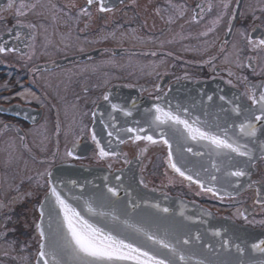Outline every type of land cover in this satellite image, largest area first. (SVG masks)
<instances>
[{
    "label": "flooded vegetation",
    "instance_id": "obj_1",
    "mask_svg": "<svg viewBox=\"0 0 264 264\" xmlns=\"http://www.w3.org/2000/svg\"><path fill=\"white\" fill-rule=\"evenodd\" d=\"M9 3L0 0V264H37L40 207L66 163L134 166L143 188L250 229L264 250V0ZM234 101L240 109H220ZM157 106L202 108L201 123H214L198 128L248 153L211 143L233 156L230 192L181 176L166 137L136 139L137 108ZM157 154L165 166L155 182Z\"/></svg>",
    "mask_w": 264,
    "mask_h": 264
},
{
    "label": "water",
    "instance_id": "obj_2",
    "mask_svg": "<svg viewBox=\"0 0 264 264\" xmlns=\"http://www.w3.org/2000/svg\"><path fill=\"white\" fill-rule=\"evenodd\" d=\"M160 108L190 124L197 121L196 127L214 123L208 119L201 123L197 112L202 108ZM155 109L137 108V135L166 137L172 144V160L177 168L208 188L230 192L233 156L219 154L208 140L188 139L183 125L155 121ZM220 109L230 112L240 106L234 101ZM51 183V189L55 187L84 219L164 264H264L263 246L255 242L257 233L219 219L200 205L143 188L134 166L111 172L101 167L66 163L52 171ZM51 189L41 204L45 209L43 227L56 233L62 213ZM89 206L92 212L88 211ZM49 214L51 230L48 229ZM44 259L52 264L51 257L42 259L38 254L37 262L44 264ZM57 259L62 264H75L62 253ZM139 259L145 258L140 256ZM117 264H136V261H118Z\"/></svg>",
    "mask_w": 264,
    "mask_h": 264
},
{
    "label": "snow or ice",
    "instance_id": "obj_3",
    "mask_svg": "<svg viewBox=\"0 0 264 264\" xmlns=\"http://www.w3.org/2000/svg\"><path fill=\"white\" fill-rule=\"evenodd\" d=\"M88 2L92 3V0H88ZM8 6L9 8L13 6L11 0ZM20 7L22 8L24 5L21 4ZM100 10L107 11L108 9L101 6ZM17 14L22 15L23 13L18 11ZM259 44L264 45V40H260ZM2 51H4V49L0 48V52ZM104 99L108 100L109 97L106 95ZM260 101H264V95H261ZM261 106L264 107V104ZM113 107H115V105H113ZM155 111L157 113L155 121H159L163 124H167L171 121L176 125H183L192 140H208L217 148H227L240 155H248V153L242 152L239 146H234L224 139L202 131L198 127H194L188 120L181 119L179 115H175L171 111L165 112L159 106L156 107ZM241 130H243V126H241ZM129 131H131V129H129ZM250 134H254V132ZM109 135H111V133H109ZM93 139H95V135H93ZM136 139H146L155 143L151 136H137ZM164 143H167V141L165 140ZM69 155H71V153H69ZM99 155L104 157L107 156L108 153L101 148ZM171 167L179 172L181 176L185 175L174 163ZM233 175L241 176L244 175V173L235 172ZM187 179L192 180V177L188 176ZM197 183H199V181H197ZM201 187H203V185H201ZM109 191L115 194L113 189H109ZM207 191H212V189L208 188ZM51 195L55 197V202L59 206L62 218L60 219L59 228L56 233L46 231L43 227L45 209L41 206V223L36 225L39 235L42 238L39 252L40 258L51 257L52 264H62V262L57 259V255L62 253L68 256L71 261H74L75 264H117L118 261L128 260H135L136 264H164L163 261L157 260L155 257H150L147 252H141L139 248L125 243L124 240L113 236L110 232H106L103 228L84 219L72 205L60 196L55 187L51 189ZM88 211L92 212L93 209L89 206ZM51 228L52 224L49 214L48 229L51 230ZM164 246L168 247L166 244ZM140 256H143L145 259H139ZM37 264H40L39 260ZM44 264H49L47 259H44Z\"/></svg>",
    "mask_w": 264,
    "mask_h": 264
},
{
    "label": "rangeland",
    "instance_id": "obj_4",
    "mask_svg": "<svg viewBox=\"0 0 264 264\" xmlns=\"http://www.w3.org/2000/svg\"><path fill=\"white\" fill-rule=\"evenodd\" d=\"M125 35H126L125 37H127L128 40L133 39V37L135 36L133 30H131V31L128 30ZM162 159H163V156H161L160 154H157V155H153L152 156V161H151V163L148 166V168H149V176L148 177H149V179H152V181H155L156 182V180L157 181L158 180H162V177H163V174H162V171H163L162 165L165 166V162ZM164 171H166V173L168 174L167 175L168 176V180H170V179L171 180H174L171 177L172 172H171V168L170 167L167 168ZM14 255L17 257V259H19V261H22L25 257H26L25 260L28 259V256L27 255H25V257L23 258L22 257L23 255L21 256L20 253H18V252H15Z\"/></svg>",
    "mask_w": 264,
    "mask_h": 264
}]
</instances>
